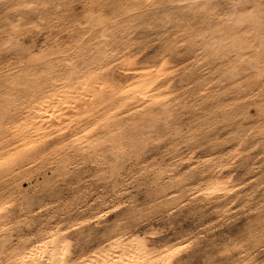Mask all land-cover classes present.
<instances>
[{
  "label": "bare ground",
  "instance_id": "6f19581e",
  "mask_svg": "<svg viewBox=\"0 0 264 264\" xmlns=\"http://www.w3.org/2000/svg\"><path fill=\"white\" fill-rule=\"evenodd\" d=\"M0 264H264V0H0Z\"/></svg>",
  "mask_w": 264,
  "mask_h": 264
}]
</instances>
